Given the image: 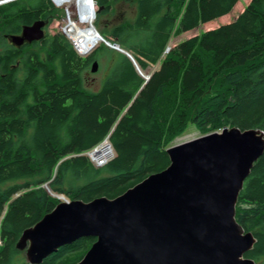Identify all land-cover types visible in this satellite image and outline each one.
<instances>
[{
	"label": "trees",
	"instance_id": "1",
	"mask_svg": "<svg viewBox=\"0 0 264 264\" xmlns=\"http://www.w3.org/2000/svg\"><path fill=\"white\" fill-rule=\"evenodd\" d=\"M65 1L0 0V264H32L17 247L21 235L61 202L44 182L70 199L115 198L167 168L171 141L190 124L202 134L225 126L264 132V0L167 54L173 35L227 17L239 0H138L135 21L102 41L119 43L143 70L161 61L140 92L145 78L118 51L101 87L87 86L89 66L107 52L74 16L66 35L21 47L5 39L38 19L50 23L55 3ZM97 1L110 12L112 0ZM85 152L104 163L96 167ZM236 219L256 239L244 256L264 264V154L240 192ZM95 241L81 237L39 264H76Z\"/></svg>",
	"mask_w": 264,
	"mask_h": 264
},
{
	"label": "water",
	"instance_id": "2",
	"mask_svg": "<svg viewBox=\"0 0 264 264\" xmlns=\"http://www.w3.org/2000/svg\"><path fill=\"white\" fill-rule=\"evenodd\" d=\"M47 23L38 19L7 37L18 47L39 41L46 35ZM107 45L132 59L145 78L140 92L154 72L146 76L130 51L118 43ZM98 68L94 61L92 72ZM167 152V168L115 198L62 200L24 230L17 247L29 244L32 264L81 237L96 241L76 264H256L244 256L256 239L237 221L236 206L246 179L264 154V132L225 126L173 145ZM83 155L95 161L90 153Z\"/></svg>",
	"mask_w": 264,
	"mask_h": 264
},
{
	"label": "rangeland",
	"instance_id": "3",
	"mask_svg": "<svg viewBox=\"0 0 264 264\" xmlns=\"http://www.w3.org/2000/svg\"><path fill=\"white\" fill-rule=\"evenodd\" d=\"M80 1H81V4H80ZM137 1L138 0H112L111 1L112 9L110 10V12H107L106 14L101 13L104 6H101L102 7L101 8L99 6L97 0H79V1L78 0H66L62 5H58L55 3L56 9H55L54 14H53V19L49 23L47 28H45L46 29L45 32H46V34L49 33L51 35L56 34V33H64L65 34L64 30L66 29V27L70 26V24H69L70 20L68 19V17L74 16L73 17L74 20L78 19V20H80V23L82 25H88L89 27L94 28L97 32H99L102 35L103 38H105L107 41H109L107 36H110L111 30H113L116 26L121 25V24L133 23L135 21V19L137 17V13H138L137 12ZM250 1L251 0H239L238 3L233 8V10L230 13L226 14L228 16L223 18V19L220 17L221 19L217 18V19L212 20L208 23L202 24L198 28L193 29L191 31L184 32L182 34L173 35L170 39L169 47L166 50V54L174 46H176L179 42H181L187 38H190L194 35H198L199 33H202V32L207 31L209 29L218 27L221 24L232 22L245 9V7L250 3ZM90 10L92 11V13L90 15L91 18H89L90 20L83 18L85 13H87ZM171 10L175 11L174 8H171ZM73 19H71V20H73ZM92 19H93V21H92ZM0 34L3 36L5 34V32H2V30H0ZM5 39L8 42H10V40L7 37ZM100 41H102V39ZM102 42L104 43V41H102ZM30 46H32V45H30ZM102 46H104V48H106L107 53L106 54L103 53L104 55L102 54V55H100V57H98V59L94 60V61H98V63H99L98 70L96 72H92V65H90L88 70H87L86 76H85L87 86L92 88V89H99L101 87L103 81L109 75L110 67L112 65L113 60L115 59L113 56V53H114V51H117L116 49L108 46L105 43ZM32 47L35 50H39L40 46L38 45L37 47L36 46H32ZM0 49H1V40H0ZM162 57H164V56H162ZM160 62H158L157 64H150L148 66V68L145 69L144 71L151 72V73L154 72L155 70H157L159 68ZM222 77H221V79H222ZM210 92H211V88L209 89V93ZM168 126H169V124L165 123V127L168 128ZM30 132H32V130ZM201 135H202V133L200 132V130H198L195 125L190 124L184 133L177 136L175 139H173L171 141L170 147L173 145L182 143L184 141L199 137ZM88 153H90V152H88ZM115 156H116V151H115ZM115 156H113V158ZM90 157H92V155H90ZM113 158H111L110 160H112ZM92 162L96 167H99L102 165L101 164V165L97 166L94 163L96 161H92ZM106 175H108L107 172H102L97 177L106 176ZM92 177H95V175H93ZM40 178L41 177L34 178L33 181H36ZM49 182H51V180L44 182L41 185H43L46 188V190L50 193V195L53 198L60 200V201L65 200L67 198H70L65 193H60V192H56L55 190H53L51 188L50 184H49V186L47 185V183H49ZM67 182H69L68 179H67ZM85 182H86V180L82 179V180L76 181V184H83ZM28 247H29V244H25L23 247H19V249L22 251L23 260L27 261V262L29 261L28 256H27Z\"/></svg>",
	"mask_w": 264,
	"mask_h": 264
},
{
	"label": "built area",
	"instance_id": "4",
	"mask_svg": "<svg viewBox=\"0 0 264 264\" xmlns=\"http://www.w3.org/2000/svg\"><path fill=\"white\" fill-rule=\"evenodd\" d=\"M85 28H87V26L85 27ZM90 29V27H88V30ZM97 33V34H94L95 32ZM90 33L91 34H93L91 37H92V39H97L98 41L99 40H101L103 37L99 34V32H97L94 28H93V30L92 31H90ZM97 41V42H98ZM80 55H82V56H87L88 54H90L91 52H89L87 55H84V54H82L81 52H80V50H78L77 51ZM101 165V164H100ZM0 244H1V241H0Z\"/></svg>",
	"mask_w": 264,
	"mask_h": 264
},
{
	"label": "flooded vegetation",
	"instance_id": "5",
	"mask_svg": "<svg viewBox=\"0 0 264 264\" xmlns=\"http://www.w3.org/2000/svg\"><path fill=\"white\" fill-rule=\"evenodd\" d=\"M49 25V21H48V24H47V26ZM47 26L45 27V28H47ZM45 31H46V29H45Z\"/></svg>",
	"mask_w": 264,
	"mask_h": 264
},
{
	"label": "clouds",
	"instance_id": "6",
	"mask_svg": "<svg viewBox=\"0 0 264 264\" xmlns=\"http://www.w3.org/2000/svg\"><path fill=\"white\" fill-rule=\"evenodd\" d=\"M99 34H100V33H99ZM100 35H101V34H100ZM101 36H102V35H101ZM91 53H92V52H91ZM91 53H90V54H91ZM88 55H89V54H88ZM88 55H87V56H88ZM81 56H82V55H81Z\"/></svg>",
	"mask_w": 264,
	"mask_h": 264
},
{
	"label": "bare ground",
	"instance_id": "7",
	"mask_svg": "<svg viewBox=\"0 0 264 264\" xmlns=\"http://www.w3.org/2000/svg\"><path fill=\"white\" fill-rule=\"evenodd\" d=\"M47 24H48V23H47ZM47 24H46V26H47ZM46 26H45V27H46ZM45 27H44V28H45ZM42 39H43V38H42Z\"/></svg>",
	"mask_w": 264,
	"mask_h": 264
}]
</instances>
